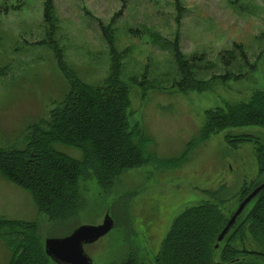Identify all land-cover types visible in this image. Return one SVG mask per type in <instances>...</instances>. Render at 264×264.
Masks as SVG:
<instances>
[{
    "label": "rangeland",
    "instance_id": "1",
    "mask_svg": "<svg viewBox=\"0 0 264 264\" xmlns=\"http://www.w3.org/2000/svg\"><path fill=\"white\" fill-rule=\"evenodd\" d=\"M55 20L45 22V0H0V148H22L29 128L59 107L70 80L103 84L111 66L110 33L128 86L130 126L151 135V160L127 168L106 188L94 177L80 180L78 213L53 224L37 210L30 192L0 175V217L36 220L41 242L83 224H99L106 213L113 228L84 250L92 264H155L160 243L185 208L216 203L228 217L244 180L257 178L254 143L234 147L226 134H250L264 142V127L231 126L199 138L205 111L248 100L264 91V0H52ZM235 58L221 52L233 48ZM197 55L194 74L211 79L202 89L182 90L173 47ZM58 48V49H57ZM59 52V56H58ZM193 61V60H191ZM72 74V73H71ZM214 75L219 77L212 78ZM222 75V77H221ZM54 147L80 159L75 147ZM264 178V175L259 177ZM251 203L243 214L247 213ZM263 251V250H262ZM10 253L0 239V264ZM183 262V260H182ZM48 264H57L49 259Z\"/></svg>",
    "mask_w": 264,
    "mask_h": 264
},
{
    "label": "trees",
    "instance_id": "2",
    "mask_svg": "<svg viewBox=\"0 0 264 264\" xmlns=\"http://www.w3.org/2000/svg\"><path fill=\"white\" fill-rule=\"evenodd\" d=\"M44 16L49 24L55 20L52 0H45ZM105 37L110 43L111 66L103 84L76 78L72 71V74L67 71L58 52L61 70L68 78L73 77L60 106L52 110L47 120L29 128L23 137L24 147L0 148V175L27 189L37 210L53 224L78 213L82 201L81 179L94 177L97 184L106 188L125 169L157 160L150 151L152 136L140 126L129 124L128 86L119 74L121 63L112 46L113 38L110 33ZM235 49L239 52L242 47L235 43L232 49L222 51L221 57L225 61V55L235 58ZM173 50L182 76L174 84L185 91L206 88L211 79H199L193 70V62L200 57L186 58L177 46ZM5 69L6 66L1 67L0 74ZM244 125L264 127V91L255 90L248 100L206 110L199 138L194 136L188 148L212 133ZM225 137L234 147L244 142L254 143L258 174L254 180L242 182L238 195L241 201L262 181L259 177L264 175V142L250 134L228 133ZM55 143L80 149L82 157L77 159L58 151ZM184 159L185 154L157 161L167 167L181 164ZM250 203L249 210L243 214ZM248 204L217 248L214 247L216 237L230 216L226 217L225 210L216 203L185 208L174 218L162 239L155 264H263L257 253L264 255V188ZM38 232L36 220L0 217V239L10 253L7 264H48L50 257ZM133 261L128 258L122 264H134Z\"/></svg>",
    "mask_w": 264,
    "mask_h": 264
},
{
    "label": "water",
    "instance_id": "3",
    "mask_svg": "<svg viewBox=\"0 0 264 264\" xmlns=\"http://www.w3.org/2000/svg\"><path fill=\"white\" fill-rule=\"evenodd\" d=\"M264 188V180L254 187L237 205L216 237L214 247L235 222L246 204ZM113 227V219L108 213L99 224H83L75 227L69 234L60 237H47L44 240L45 253L58 264H92L91 257L85 252L84 244L92 243L105 235Z\"/></svg>",
    "mask_w": 264,
    "mask_h": 264
},
{
    "label": "flooded vegetation",
    "instance_id": "4",
    "mask_svg": "<svg viewBox=\"0 0 264 264\" xmlns=\"http://www.w3.org/2000/svg\"><path fill=\"white\" fill-rule=\"evenodd\" d=\"M98 240V239H97ZM95 242V241H94ZM93 243V242H92ZM87 244H89V243H87ZM85 245V244H84ZM84 247V246H83ZM264 253V252H263ZM262 255V254H261ZM257 256H258V260H259V257L262 259L261 261H263V264H264V255H262V256H260V254L259 253H257ZM254 258H256V257H254ZM132 259V258H131ZM125 261H127V259L125 260ZM124 261V262H125Z\"/></svg>",
    "mask_w": 264,
    "mask_h": 264
},
{
    "label": "bare ground",
    "instance_id": "5",
    "mask_svg": "<svg viewBox=\"0 0 264 264\" xmlns=\"http://www.w3.org/2000/svg\"><path fill=\"white\" fill-rule=\"evenodd\" d=\"M107 234H108V233H107ZM99 239H100V238H99ZM99 239H98V240H99ZM53 262H54V261H53ZM54 263H55V262H54Z\"/></svg>",
    "mask_w": 264,
    "mask_h": 264
}]
</instances>
